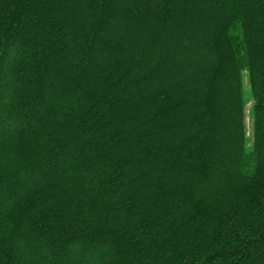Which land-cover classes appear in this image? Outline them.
<instances>
[{
	"label": "trees",
	"instance_id": "obj_1",
	"mask_svg": "<svg viewBox=\"0 0 264 264\" xmlns=\"http://www.w3.org/2000/svg\"><path fill=\"white\" fill-rule=\"evenodd\" d=\"M0 264H264V0H0Z\"/></svg>",
	"mask_w": 264,
	"mask_h": 264
},
{
	"label": "rangeland",
	"instance_id": "obj_2",
	"mask_svg": "<svg viewBox=\"0 0 264 264\" xmlns=\"http://www.w3.org/2000/svg\"><path fill=\"white\" fill-rule=\"evenodd\" d=\"M242 85H243V95H244V115H245V135H246V142L245 148L246 150H250L251 148V106H252V99L249 93L247 80L245 75L243 74L242 77Z\"/></svg>",
	"mask_w": 264,
	"mask_h": 264
}]
</instances>
